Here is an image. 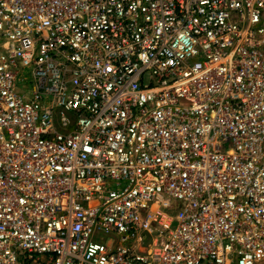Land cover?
<instances>
[{"label":"built area","instance_id":"obj_1","mask_svg":"<svg viewBox=\"0 0 264 264\" xmlns=\"http://www.w3.org/2000/svg\"><path fill=\"white\" fill-rule=\"evenodd\" d=\"M0 264H264V0H0Z\"/></svg>","mask_w":264,"mask_h":264}]
</instances>
